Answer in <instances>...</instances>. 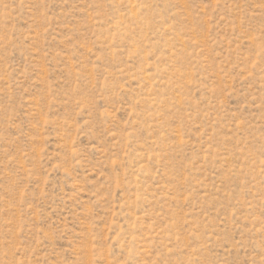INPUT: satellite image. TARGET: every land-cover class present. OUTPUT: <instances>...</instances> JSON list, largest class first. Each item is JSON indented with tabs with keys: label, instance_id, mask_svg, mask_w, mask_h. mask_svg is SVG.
Here are the masks:
<instances>
[{
	"label": "rangeland",
	"instance_id": "obj_1",
	"mask_svg": "<svg viewBox=\"0 0 264 264\" xmlns=\"http://www.w3.org/2000/svg\"><path fill=\"white\" fill-rule=\"evenodd\" d=\"M0 264H264V0H0Z\"/></svg>",
	"mask_w": 264,
	"mask_h": 264
}]
</instances>
